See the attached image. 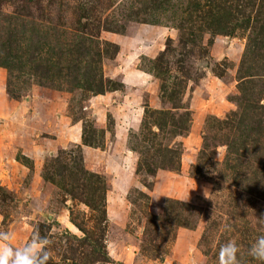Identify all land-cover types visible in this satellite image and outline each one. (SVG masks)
Wrapping results in <instances>:
<instances>
[{
	"label": "rangeland",
	"instance_id": "1",
	"mask_svg": "<svg viewBox=\"0 0 264 264\" xmlns=\"http://www.w3.org/2000/svg\"><path fill=\"white\" fill-rule=\"evenodd\" d=\"M0 232L49 264H259L264 0H0Z\"/></svg>",
	"mask_w": 264,
	"mask_h": 264
},
{
	"label": "clouds",
	"instance_id": "2",
	"mask_svg": "<svg viewBox=\"0 0 264 264\" xmlns=\"http://www.w3.org/2000/svg\"><path fill=\"white\" fill-rule=\"evenodd\" d=\"M12 235L9 232H0V264H49L51 259L48 246L51 241L34 233L31 239L22 247H14L9 243ZM239 245L235 240L223 244L218 253L219 264H240L238 258ZM248 255L264 264V234L256 237L251 244Z\"/></svg>",
	"mask_w": 264,
	"mask_h": 264
},
{
	"label": "trees",
	"instance_id": "3",
	"mask_svg": "<svg viewBox=\"0 0 264 264\" xmlns=\"http://www.w3.org/2000/svg\"><path fill=\"white\" fill-rule=\"evenodd\" d=\"M99 60H100V57H98V60H94V62L99 65V62H100ZM97 74H98V77L96 78V83L93 84V90L95 92L96 91L101 92V91L104 90V82H105V80L103 78V74L99 73V70H98V73ZM146 161L147 160H146L145 156L144 155H141L139 157V164L137 165V170L142 169L140 165L143 164V166L146 167V168H144L145 171H147L148 173L152 172V169H150L149 164ZM157 163H159V161H157Z\"/></svg>",
	"mask_w": 264,
	"mask_h": 264
}]
</instances>
